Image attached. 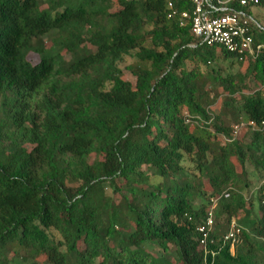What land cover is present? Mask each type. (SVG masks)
<instances>
[{
    "label": "trees",
    "instance_id": "16d2710c",
    "mask_svg": "<svg viewBox=\"0 0 264 264\" xmlns=\"http://www.w3.org/2000/svg\"><path fill=\"white\" fill-rule=\"evenodd\" d=\"M192 10L0 0V264H264L248 181L264 177V130H230L264 122V25L252 19L262 47L239 61L191 33ZM212 198L214 238L254 201L262 215L214 257L198 234Z\"/></svg>",
    "mask_w": 264,
    "mask_h": 264
},
{
    "label": "built area",
    "instance_id": "2783aa9c",
    "mask_svg": "<svg viewBox=\"0 0 264 264\" xmlns=\"http://www.w3.org/2000/svg\"><path fill=\"white\" fill-rule=\"evenodd\" d=\"M193 5L191 16L186 12L181 13L183 19H191V33L198 39L204 41L207 45L221 47L226 52L234 55L239 61L246 57H254L260 51L262 46H253V38L250 34V23L252 18L241 11H233L232 4L239 7L256 6L264 3V0H188ZM168 8L172 9V5L168 4ZM223 13L222 15H217ZM172 9L168 18L175 16ZM248 126L251 131H263L264 122L260 123V129L253 122H243L241 120L231 125V135L233 138ZM251 195L258 194L260 205L264 210V177L260 179L257 187L250 192ZM224 198L228 195L224 194ZM247 200V197H246ZM217 199L210 200V207L207 211L204 222L198 226V234L200 236L199 243L205 251V255L215 256V251L210 246L217 245L219 242H228L230 252H233L235 246L239 243L242 228L234 219L228 223V231L221 238L213 237L214 233V209ZM264 242V238L262 239Z\"/></svg>",
    "mask_w": 264,
    "mask_h": 264
},
{
    "label": "rangeland",
    "instance_id": "374dc122",
    "mask_svg": "<svg viewBox=\"0 0 264 264\" xmlns=\"http://www.w3.org/2000/svg\"><path fill=\"white\" fill-rule=\"evenodd\" d=\"M249 15L251 16V18L253 20H255L256 22L260 23L261 25L263 24L264 25V10L263 9H259V8H255V7H252L249 11ZM68 58V56H67ZM33 62H37L38 61V58L36 56H33V59H32ZM133 60L129 57L125 58L124 62L120 65L121 67H125L126 65H129L131 64ZM244 68V67H243ZM241 69V71L243 72L244 69ZM124 78L127 80V81H130V82H133L134 79L128 74V73H124ZM223 100V99H221ZM221 100H219L215 105L212 106L211 108V112L216 114V113H222V108H221ZM233 124V122L230 124V126ZM246 169L249 171V173H251V167L249 165H247ZM247 177V176H246ZM248 181L250 182L249 185H250V188H255L257 187L258 183H257V180L254 179L253 175H249L248 176ZM198 202V201H196ZM252 212L253 213H247L246 215L244 214L243 216H239L236 221H240L242 220L243 218L246 219L250 224L254 223L256 220L260 219L262 217L261 213L259 212L258 210V203L257 201H254V205H253V209H252ZM220 226V225H219ZM152 250V247L150 248H147V251L151 252ZM155 254V251L152 252V255ZM166 258L168 259L169 257L166 256ZM154 259H157V258H154Z\"/></svg>",
    "mask_w": 264,
    "mask_h": 264
},
{
    "label": "crops",
    "instance_id": "0c3cea01",
    "mask_svg": "<svg viewBox=\"0 0 264 264\" xmlns=\"http://www.w3.org/2000/svg\"><path fill=\"white\" fill-rule=\"evenodd\" d=\"M239 216H243V214H240ZM234 219V218H233ZM237 219V218H236ZM236 219H234L235 221H236ZM236 223H237V221H236Z\"/></svg>",
    "mask_w": 264,
    "mask_h": 264
}]
</instances>
